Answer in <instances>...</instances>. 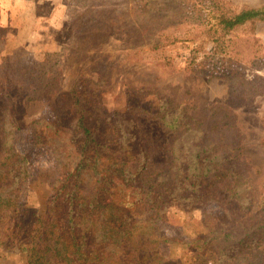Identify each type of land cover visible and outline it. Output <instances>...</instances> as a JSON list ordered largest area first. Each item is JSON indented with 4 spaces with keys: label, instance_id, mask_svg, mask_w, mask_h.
I'll list each match as a JSON object with an SVG mask.
<instances>
[{
    "label": "trees",
    "instance_id": "obj_1",
    "mask_svg": "<svg viewBox=\"0 0 264 264\" xmlns=\"http://www.w3.org/2000/svg\"><path fill=\"white\" fill-rule=\"evenodd\" d=\"M101 1L74 0L71 14H90L91 20L101 11ZM136 1L156 9L166 3ZM173 3L212 42L211 49L190 65L230 79L257 65L234 57L235 47L252 45L249 38L237 40L234 33L264 20V4L232 10L221 0ZM158 31L152 38L156 47ZM18 75L30 88L28 98L55 95L53 119L30 122L33 143L49 146L54 163L35 173V180L49 189L43 205L22 203L29 160L13 142L17 126L12 120V127L4 122L0 248L22 254L24 264H166L160 245L172 239L158 232L157 223L166 219L171 207L190 210L219 200L222 211L212 222H204L201 236L185 242L195 264H264V192L257 211L248 215L251 185L226 107L211 106L215 118L206 127L192 116L180 119L182 104L165 100L155 117L177 135L169 144L167 162L156 169L151 167L143 129L129 125L125 112L104 111L101 93L90 79L78 80L68 92L56 89L61 76L56 54L46 52L42 61L21 66ZM181 125L187 129H175ZM222 187L227 192L224 199L218 192Z\"/></svg>",
    "mask_w": 264,
    "mask_h": 264
},
{
    "label": "rangeland",
    "instance_id": "obj_2",
    "mask_svg": "<svg viewBox=\"0 0 264 264\" xmlns=\"http://www.w3.org/2000/svg\"><path fill=\"white\" fill-rule=\"evenodd\" d=\"M73 1L0 0V147L4 122L12 127L8 121L12 120L17 126L13 142L29 160L30 176L21 202L39 208L49 193L45 184L35 180V173L40 167L53 165V154L49 146L33 143L30 122L53 119L55 95L28 98L30 88L18 70L42 61L50 52L61 65L56 89L68 92L78 80L90 79L101 93L104 111L125 112L122 114L130 117L129 125L143 129L152 168L167 162L169 144L177 135L155 117L165 100L182 104L185 110L180 119L192 116L206 127L215 118L210 107H226L233 122L230 128L236 129L241 141L251 185L253 200L248 215L254 214L264 192V20L234 33L237 40L249 38L252 42L235 47L234 57L241 63L256 61L257 65L251 64L252 68L230 79L210 76L199 66L190 65L193 58L198 61L211 49L212 42L187 15L175 9L173 2L180 0H163L166 3L161 9L142 7L136 0H102L101 11L91 20L90 14L79 18L71 14ZM221 1L232 10L264 4V0ZM159 2L149 0L151 6ZM156 28L157 47L152 40ZM229 163L227 160L223 166ZM218 192L222 199L227 195L224 187ZM221 211L219 200L190 210L171 207L166 219L157 223L158 232L172 239L160 245L166 264H195L185 242L201 236L204 222H212ZM0 264H24V258L0 248Z\"/></svg>",
    "mask_w": 264,
    "mask_h": 264
}]
</instances>
